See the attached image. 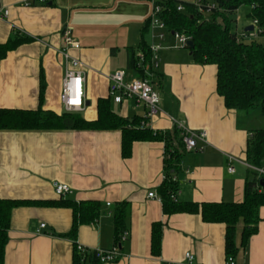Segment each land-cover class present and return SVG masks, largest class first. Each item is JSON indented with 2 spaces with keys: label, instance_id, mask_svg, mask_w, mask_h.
Returning a JSON list of instances; mask_svg holds the SVG:
<instances>
[{
  "label": "crops",
  "instance_id": "0c3cea01",
  "mask_svg": "<svg viewBox=\"0 0 264 264\" xmlns=\"http://www.w3.org/2000/svg\"><path fill=\"white\" fill-rule=\"evenodd\" d=\"M151 6V0H0V14L8 11L6 19L0 18V45L14 37L28 39L0 60V109L36 110L42 74V109L63 113L60 91L66 52L83 65L81 115L94 121L97 101L108 98V77L115 71L131 76L129 52L142 40L148 47L153 44ZM64 29L71 31L78 49L63 45ZM173 45L174 39L166 38L158 53L161 112L147 127L171 134L173 119L190 130L207 132L203 151L184 153L178 171H171L178 184L176 199L240 203L247 169L234 163V173H229L227 157L245 162L251 129L241 123L240 112L225 109L216 94V67L194 63L187 50L172 49ZM110 108L128 119L145 113L142 105L131 101L112 103ZM164 147L162 141L134 142L130 155L123 158L120 131H0V200L21 202L11 210L3 264H74V245L90 251L112 248L111 210L121 202L129 204L128 237L121 245V258L111 264H176L186 253L194 256V264H224L223 224H205L198 214L165 215L161 203L147 197L158 196ZM54 182L70 189L62 200L103 206L97 219L77 224L73 238L67 236L71 209L48 204L58 200ZM258 216L257 232L239 248L235 264H264V206ZM153 225L160 227L157 255L151 250ZM241 230L239 223L237 247ZM82 264H93L92 259Z\"/></svg>",
  "mask_w": 264,
  "mask_h": 264
},
{
  "label": "trees",
  "instance_id": "16d2710c",
  "mask_svg": "<svg viewBox=\"0 0 264 264\" xmlns=\"http://www.w3.org/2000/svg\"><path fill=\"white\" fill-rule=\"evenodd\" d=\"M200 10L193 3L177 0H164L162 20L170 32L187 36L193 48L185 50L190 53L194 63L214 65L216 67V94L222 99L227 110L248 112L259 110L264 115V45L260 38L264 37V0H200ZM211 3L212 6L207 4ZM178 5L184 11H176ZM241 7L248 8V18L256 21L263 30L260 38L243 41L231 31L230 25L235 23L233 17ZM210 13L211 19H202L203 13ZM223 20V25L216 22ZM28 39L14 37L0 45V60L6 54ZM141 53L146 59L150 57L149 47L142 40L136 51L129 52L128 69L135 76L141 72L136 68L135 54ZM154 78L160 84V76L155 72ZM44 80L40 75L39 106L36 110L0 109V131H120L121 156L127 158L134 142H164L165 169L164 177L157 193L163 214H198L205 224H223L225 226V257L235 259L239 248H244L248 240L256 234L259 223L258 211L264 206V189L256 174L247 171L243 200L240 203H201L179 202L172 196L178 192V184L173 181L171 171H178V162L185 153L181 138L176 129L171 134H158L149 127L141 125V117L123 118L110 108L109 98L99 99L96 103L97 118L86 121L81 113L63 112L60 115L43 110ZM175 143V145L172 144ZM179 149V150H178ZM245 161L253 167L264 166V129L250 131L246 143ZM58 200L48 203L53 206L68 207L72 211V228L67 235L73 238L77 224L89 223L97 219L103 206L95 202L70 203L57 197ZM21 202L0 200V264L4 262L11 210ZM129 204L121 202L113 206L114 243L127 231L126 223ZM242 224L240 244L235 243L236 227ZM160 247V227L153 225L151 250L157 255ZM74 264H82V256L73 251ZM93 264H99L92 259Z\"/></svg>",
  "mask_w": 264,
  "mask_h": 264
},
{
  "label": "built area",
  "instance_id": "2783aa9c",
  "mask_svg": "<svg viewBox=\"0 0 264 264\" xmlns=\"http://www.w3.org/2000/svg\"><path fill=\"white\" fill-rule=\"evenodd\" d=\"M38 2H45L46 0H37ZM196 8L200 10V0H196L193 3ZM151 13L149 17V26L152 31L153 44L149 46L150 57L148 59L141 53L135 55L136 68L141 72L140 76H135L132 72L131 76H127L124 71H115L108 77V98L113 104L119 105L122 102L131 101L136 105H142L145 108V113L142 117V126L147 127V123L158 116L161 112L159 107V94L156 91L158 83L154 78L155 72L158 69L160 50L164 49V41L166 38L172 37L174 39V45L172 49H186L187 42L190 39L182 34L170 32L167 30L162 15L164 7L161 2L151 0ZM212 6L211 3L207 4ZM176 11H184L183 6L178 5ZM8 11L5 10L0 14L1 19H6ZM249 26L253 27L251 32H244L241 34L240 39L255 40L260 38L263 30L257 25L256 21H252ZM62 43L65 47L78 49L79 43L72 38L71 31L64 29L62 32ZM65 58V73L61 84L60 91V103L63 107L64 112L67 113H81L84 110V70L83 65L76 59L71 58L66 52L63 54ZM173 122V129H176L181 138V143L185 153L202 152L204 145L207 144V132L204 130L193 131L188 129L183 122ZM165 132L161 133L164 134ZM228 169L229 173H234V163H240L244 165L247 171H251L256 174L257 178L264 180V166L253 167L246 161L241 162L238 159L228 156ZM165 179L164 175L162 181ZM176 181V178H172ZM52 190L57 197L64 198L70 193V189L67 185L58 182L52 183ZM176 195L172 196L175 199ZM147 197L150 199H156L160 202V199L154 193H148ZM44 225H40L43 228ZM38 233V231H37ZM128 237L127 231H124L114 243L110 249H96L88 250L80 245H75V251L77 254L82 256L81 262L83 263L86 259H95L99 264H111L117 262L121 258V245L126 242ZM194 256L191 253H186L183 258V262L176 264H194ZM224 264H235V259L232 257H225Z\"/></svg>",
  "mask_w": 264,
  "mask_h": 264
},
{
  "label": "rangeland",
  "instance_id": "374dc122",
  "mask_svg": "<svg viewBox=\"0 0 264 264\" xmlns=\"http://www.w3.org/2000/svg\"><path fill=\"white\" fill-rule=\"evenodd\" d=\"M208 2H212L211 0H206ZM203 20H210L211 15L210 13H203L202 14ZM235 23L230 25L231 31L241 36L244 29L249 26L251 22L248 18V8L241 7L238 9L237 14L233 17ZM216 22L220 25H223V20L221 18H216ZM256 40V39H255ZM247 41V40H246ZM260 43L264 45V37L260 38ZM185 51L184 49H181ZM241 123L243 125L248 126V128L253 130L257 129H264V115H262L259 110H252L248 112H240Z\"/></svg>",
  "mask_w": 264,
  "mask_h": 264
},
{
  "label": "water",
  "instance_id": "95a60500",
  "mask_svg": "<svg viewBox=\"0 0 264 264\" xmlns=\"http://www.w3.org/2000/svg\"><path fill=\"white\" fill-rule=\"evenodd\" d=\"M253 30V27L252 26H247L245 29H244V32H251ZM187 48L188 49H192L193 48V43L192 41H188L187 42ZM85 106H87V103L85 104ZM259 184L260 186L264 189V180H260L259 181Z\"/></svg>",
  "mask_w": 264,
  "mask_h": 264
}]
</instances>
